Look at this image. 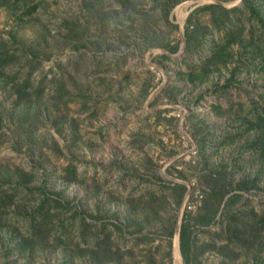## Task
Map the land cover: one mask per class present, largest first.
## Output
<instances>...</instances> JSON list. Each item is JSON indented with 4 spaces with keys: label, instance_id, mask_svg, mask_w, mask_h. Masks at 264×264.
Here are the masks:
<instances>
[{
    "label": "rangeland",
    "instance_id": "obj_1",
    "mask_svg": "<svg viewBox=\"0 0 264 264\" xmlns=\"http://www.w3.org/2000/svg\"><path fill=\"white\" fill-rule=\"evenodd\" d=\"M173 2L0 0V264H184L181 218L215 186L199 264H264V24L241 0ZM209 3L239 10L219 29L197 11L184 51ZM12 75L39 94L18 102Z\"/></svg>",
    "mask_w": 264,
    "mask_h": 264
},
{
    "label": "trees",
    "instance_id": "obj_2",
    "mask_svg": "<svg viewBox=\"0 0 264 264\" xmlns=\"http://www.w3.org/2000/svg\"><path fill=\"white\" fill-rule=\"evenodd\" d=\"M20 0H14L15 3L19 2ZM27 1V0H23ZM182 0H174L173 4H177ZM220 1H230V0H220ZM244 7L247 9V12L249 14V18L255 17L256 21L259 22L260 25L264 24L263 18L264 16H260L259 10L257 9L255 3L253 0H241ZM209 11V14L212 16V20L214 24L219 28L220 25L225 24L227 19H229V13L234 12L236 10H239L238 6H233L230 9L225 8L221 4L218 3H209L202 5L201 7H196L193 10L189 12V14L186 17L185 25H184V39H185V46L184 51H192L193 47L197 46L199 43H201L202 34L204 32L199 31L197 26L192 29H190L191 24L193 22L194 14L197 13V11ZM219 11L223 12V17H221ZM174 27H177V25H174ZM203 28V27H202ZM227 34V33H226ZM209 41V45L207 47H210V49L215 48V43L213 40H207ZM203 44V42L201 43ZM205 45V44H204ZM164 47L171 53H174L178 50V44L174 43V45L166 44ZM163 57L168 58L169 56L166 53H162ZM13 58L12 56L9 57L11 60ZM16 58V57H15ZM0 61H2V58L0 57ZM5 63H8L6 61ZM3 63H0V69L4 68L5 65H1ZM0 74L2 76V72L0 71ZM6 84L11 85L13 89V93L16 95V100L24 101L25 99H30L32 95L39 94V86H35L29 79V75L23 77L21 80H17L16 75H12L9 77V81H5ZM66 174L71 175L75 174V166L73 164H69L65 168ZM169 188V187H168ZM172 191H175L178 193V203L186 191V186L184 184L175 182L172 187ZM227 193V190L220 191L216 189V186L212 188L211 193L208 197H205L203 201V205L199 207L198 211L195 213H191L189 211L184 212L183 217L181 218V222L179 225V233H178V239H179V249L180 253L182 255L184 264H199L198 255H196L197 251V232L202 229V227H206L212 223H215L216 216L218 214L219 205L220 202L223 200L225 194ZM7 196V195H5ZM29 194L27 195L28 198ZM238 196V195H234ZM11 199V198H10ZM48 196L43 195L42 200L37 204L36 210L32 213L27 214L26 216L29 218L28 223L30 226V230L32 232L36 231L37 228L40 226V217H42L43 214V208L46 205ZM55 202L60 207H66L69 204H65L61 202V200L55 199ZM230 226V225H228ZM12 237L17 239H23L21 234L17 230H12L10 232ZM173 234V229L171 228L169 231L166 232V235L168 237H171ZM223 248V247H222ZM228 248V247H225ZM237 257V253H234L232 258Z\"/></svg>",
    "mask_w": 264,
    "mask_h": 264
},
{
    "label": "built area",
    "instance_id": "obj_3",
    "mask_svg": "<svg viewBox=\"0 0 264 264\" xmlns=\"http://www.w3.org/2000/svg\"><path fill=\"white\" fill-rule=\"evenodd\" d=\"M152 68H153V67H152ZM158 75H159V74H158ZM182 137H183L184 139L186 138V136H185V135H183ZM195 151H196V150H195ZM199 196L201 197V195H199Z\"/></svg>",
    "mask_w": 264,
    "mask_h": 264
},
{
    "label": "bare ground",
    "instance_id": "obj_4",
    "mask_svg": "<svg viewBox=\"0 0 264 264\" xmlns=\"http://www.w3.org/2000/svg\"><path fill=\"white\" fill-rule=\"evenodd\" d=\"M177 252V256L179 257V254H178V251H176ZM179 260V259H178Z\"/></svg>",
    "mask_w": 264,
    "mask_h": 264
}]
</instances>
